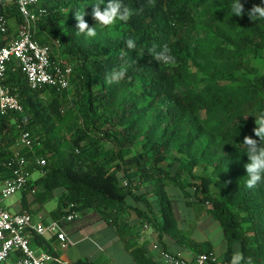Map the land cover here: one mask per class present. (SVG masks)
Masks as SVG:
<instances>
[{"label": "trees", "instance_id": "16d2710c", "mask_svg": "<svg viewBox=\"0 0 264 264\" xmlns=\"http://www.w3.org/2000/svg\"><path fill=\"white\" fill-rule=\"evenodd\" d=\"M98 2L42 1L46 12L35 38L52 46L53 59L72 64L71 84L32 90L17 61L9 64L4 82L19 93L25 111L0 114L7 127L0 180L12 175L13 146L23 123L40 142L34 154L47 159L32 185L44 199L61 190L58 219L73 209H97L126 233L127 198L140 200L136 191L146 186L160 195L164 217L163 223L155 214L146 219L172 231L177 218L168 195L175 185L222 226L224 264L237 247L245 258L264 264V183L245 186L248 159L242 144L246 135L259 140L255 116L264 112V71L256 64L264 58V20L247 15L264 0H241L242 17L232 15L233 0H122L134 14L107 27L93 19ZM76 12L96 28L95 37L78 33ZM2 14L23 21L17 0H0ZM128 39L135 49L126 47ZM154 45L157 51L167 45L175 63L153 59ZM123 64L125 78L106 83ZM209 246L194 241L198 253L213 251ZM133 252L140 264L149 261L140 247Z\"/></svg>", "mask_w": 264, "mask_h": 264}, {"label": "built area", "instance_id": "2783aa9c", "mask_svg": "<svg viewBox=\"0 0 264 264\" xmlns=\"http://www.w3.org/2000/svg\"><path fill=\"white\" fill-rule=\"evenodd\" d=\"M43 0H17L20 12L23 16L22 23L18 26L17 35L7 44L0 47V114H22L25 111L24 104L18 92L5 83L9 64L14 60L20 65L25 74L27 85L32 90L45 86L57 89L68 88L71 84L73 66L66 60L52 58L53 48L50 44L40 43L35 38V31L40 15L46 12L42 6ZM9 19L0 15V32L7 33ZM26 122V120H24ZM20 128L19 138L15 145V155L12 161V175L2 181L0 187V264H7L12 254L19 251L20 255L12 264H60L61 256L50 250L38 251L32 240L37 235L57 236L59 248L65 249L72 242L65 229V221H74L80 217L78 210L73 209L64 214L60 219H53L45 223L36 221L33 214L24 209L12 212L4 204V200L21 192L37 190L32 185V168H42L47 164L44 156L35 155L34 152L39 140L31 131L18 123ZM3 143L0 137V145ZM24 148L30 153L21 151ZM127 184V181H124ZM145 226H149L146 223ZM156 248H161L156 242ZM161 255L166 264H187V259L182 254H174L161 248ZM193 264H224L222 257L214 250L200 252L191 259Z\"/></svg>", "mask_w": 264, "mask_h": 264}, {"label": "crops", "instance_id": "0c3cea01", "mask_svg": "<svg viewBox=\"0 0 264 264\" xmlns=\"http://www.w3.org/2000/svg\"><path fill=\"white\" fill-rule=\"evenodd\" d=\"M18 26L19 22L15 17L9 18L7 33L0 32V47L17 35ZM256 64L261 71H264V58L256 61ZM12 119L15 123V118L12 117ZM6 129L7 127L0 123V137H3ZM13 134L16 135V132L11 135L14 138ZM13 147L15 148V146ZM42 175L41 169H34L32 181L38 180ZM2 181L0 180V187ZM170 188H173V192H170ZM178 188L180 187L175 185L169 186L170 195L168 196L172 200L177 218V225L172 231L162 230V226H155L146 219L147 214H155L159 222L163 223L164 217L158 203L160 195H156L152 187L141 186L136 191L141 197L140 200H136L133 196L127 198V203L130 206L122 214L124 221L128 222L126 233L121 231L118 224L107 214L97 209H85L79 211L78 219L65 221L63 224L72 242L67 248H59V239L57 236L51 235H37L33 238L32 243L38 251L50 250L59 254L63 260V263L60 264H140L133 252L137 247L143 249L148 255L149 261L146 264H166L161 255V248L174 254H182L187 259V264H193L191 259L198 253L194 248V241L209 243V247L222 257L227 249L223 229L218 235L219 241H215L209 235L197 238L195 230L201 225L199 220H202L201 217L207 218V214L194 215V208H191L194 204V196L185 195L183 191L177 195ZM60 192L61 190H55L52 197L44 199L27 189L7 199L4 204L12 212L27 209L33 214L36 221H40L42 217L43 222L47 223L50 220L58 219L57 216L61 215ZM179 200H182L188 207L187 216L180 214L177 204ZM146 223L149 226H145ZM156 242L160 243L161 248L154 246ZM19 255V251H15L7 264L14 263Z\"/></svg>", "mask_w": 264, "mask_h": 264}, {"label": "clouds", "instance_id": "9594fccd", "mask_svg": "<svg viewBox=\"0 0 264 264\" xmlns=\"http://www.w3.org/2000/svg\"><path fill=\"white\" fill-rule=\"evenodd\" d=\"M153 2V0H149ZM103 5V7H102ZM231 13L237 17H242L245 12L244 4L241 0H233L231 3ZM139 9L138 11H142ZM133 10L123 4L122 0H104L93 5L92 16L93 19L102 26H111L117 21L127 22L133 15ZM248 17L252 20H264V6L253 4L251 9L247 12ZM75 19L77 21L78 33L86 34L87 37H95L97 35L95 27H89L84 19V14L76 12ZM128 49H135L136 45L132 39L126 42ZM149 53L153 59L163 64L175 63V57L171 55V50L167 45H164L160 51L156 50L154 45L149 49ZM123 55H127L124 53ZM128 72V65L123 64L118 69H114L110 76L106 77V83L112 84L120 82L125 78ZM255 125L253 133L259 140L253 139L251 136H244L242 144L246 146V156L248 163L244 165L247 172V180L245 186L249 189L256 188L258 185L264 183V112L255 116ZM229 264H255L251 256L245 258L243 252L239 247L232 252Z\"/></svg>", "mask_w": 264, "mask_h": 264}, {"label": "rangeland", "instance_id": "374dc122", "mask_svg": "<svg viewBox=\"0 0 264 264\" xmlns=\"http://www.w3.org/2000/svg\"><path fill=\"white\" fill-rule=\"evenodd\" d=\"M37 169H40V168H37ZM204 172L206 173L207 171H204ZM32 174H33V171H32ZM182 191L183 190L178 188L176 190L177 195H179ZM170 192H173V188H170ZM15 195H18V194H15ZM15 195H13L9 198L14 197ZM9 198H7V199H9ZM7 199L4 200L3 204L5 203V201ZM177 204L179 206L180 214H182L183 216H185V215L187 216L186 211L188 210V207L185 206L184 202L182 200H179ZM191 208H194V215L201 214V213L207 214V218L201 217L202 220H199V223L201 225L195 230V234H196L197 238H203L206 235H209L213 239H215V241H219L220 237L218 235L222 230L220 223L217 220H215L213 218L212 214L206 209V207L203 204H201L199 201H197L196 199H194V204L192 205ZM194 219H195V216H194ZM194 222H195V220H194Z\"/></svg>", "mask_w": 264, "mask_h": 264}]
</instances>
